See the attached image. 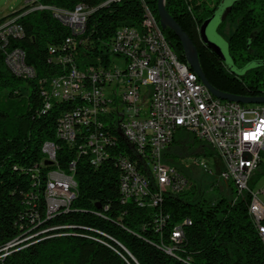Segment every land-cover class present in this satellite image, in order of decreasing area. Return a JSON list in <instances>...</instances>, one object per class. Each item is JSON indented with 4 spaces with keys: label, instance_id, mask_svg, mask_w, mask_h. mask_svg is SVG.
Returning <instances> with one entry per match:
<instances>
[{
    "label": "trees",
    "instance_id": "trees-1",
    "mask_svg": "<svg viewBox=\"0 0 264 264\" xmlns=\"http://www.w3.org/2000/svg\"><path fill=\"white\" fill-rule=\"evenodd\" d=\"M108 1H36L68 10L79 3L91 8L85 31L75 36V59L82 70L108 61V44L118 28H141L144 5L160 24L158 0ZM189 3L191 0H165V7L194 42L208 81L223 92L263 95L264 0H235L218 25L220 31L228 24L234 26L228 49L235 64L258 62L243 75L234 72L201 40L199 27L213 16L217 5L204 6L196 17L189 10ZM14 16H19L17 21L25 35L11 38L8 47L24 50L26 63L34 67L36 76L14 74L0 51V264H264V242L248 211V199L234 201L232 185L231 196L222 195L216 202L201 199L192 203L182 198L189 195L183 190L166 193L157 206L143 207V201L130 199H123L122 203L120 174L115 164L121 149L112 151L99 166H93L88 154H78L79 141L73 146L56 134L59 116L70 104L56 101L46 112L42 111L41 86L65 69L49 61V48L74 36L71 29L51 10L31 9L29 4L1 17L0 23ZM162 32L177 57L187 62L176 32L170 27L162 28ZM105 120L109 121L106 117ZM177 132L164 154L170 165H174L177 155L189 153L178 145ZM47 140L59 146L56 164L45 160L42 145ZM207 147L203 154L216 156ZM73 160L78 195L62 207L64 210L48 217V174L54 168L68 171ZM262 176L264 151L250 188ZM246 195L249 197L248 192ZM157 214L168 215L162 226L154 220ZM187 218L192 222L183 225L182 241L175 255L160 248L159 244L171 242L173 229Z\"/></svg>",
    "mask_w": 264,
    "mask_h": 264
},
{
    "label": "built area",
    "instance_id": "built-area-1",
    "mask_svg": "<svg viewBox=\"0 0 264 264\" xmlns=\"http://www.w3.org/2000/svg\"><path fill=\"white\" fill-rule=\"evenodd\" d=\"M36 1L28 0L27 4L31 9L51 10L74 35L49 48V61L65 69L40 88L43 112L56 101L70 104L57 121L58 138L73 146L79 141L78 154H88L93 166H99L112 151L121 149L115 164L120 174L122 203L123 199L140 200L143 207L159 205L166 193L188 189L187 177L164 160L176 132L185 131L205 141L222 164L220 177L234 188V201L248 199V211L264 242V183L250 188L264 151V134L256 141L242 138L244 132L254 130L255 124L264 120V103L243 104L216 97L189 64L177 57L146 5L141 28H118L108 44V61L82 70L75 59V36L86 29L92 13L89 6L79 3L68 10ZM18 17L0 23V51L14 74L34 78L36 71L26 63L24 50L8 47L11 38L25 35ZM148 86L150 90L143 91ZM58 148L56 142L45 141V160L56 164ZM74 162L68 171L54 168L48 174V217L64 210L61 200L73 201L78 195ZM195 162L213 173L204 160ZM167 218L168 215L157 214L154 220L162 226ZM191 222L187 218L176 225L171 242L158 246L175 255L182 241L183 225Z\"/></svg>",
    "mask_w": 264,
    "mask_h": 264
},
{
    "label": "rangeland",
    "instance_id": "rangeland-1",
    "mask_svg": "<svg viewBox=\"0 0 264 264\" xmlns=\"http://www.w3.org/2000/svg\"><path fill=\"white\" fill-rule=\"evenodd\" d=\"M234 0H191L189 3L190 12L198 17L203 11L204 6L212 8L217 5V9L206 29V34L210 41L218 44L224 54V63L228 65L238 75L245 74L249 69L258 65L256 61L249 62L243 66L235 64L230 51L228 49V38L233 31L234 26H229L223 30L218 29L219 23L226 17L227 7ZM28 3V0H0V17L9 13L15 12ZM198 6V7H197ZM149 91L150 86L143 88V91ZM106 93H110V90L105 89ZM27 91L24 89L23 94ZM178 145L184 146L189 150V153L184 156L177 155L173 164L187 177L189 185L187 191L188 196H183L184 200H188L192 203H196L201 199H206L212 202H216L222 195L226 197L231 196L230 185L220 177L221 162L217 156L203 154L204 149H207L208 145L205 141H196L194 136L187 134L184 131H178L177 135ZM200 160H204L209 168L213 170V173L206 172L199 166ZM264 183V176L259 180V185ZM30 238V236L28 237Z\"/></svg>",
    "mask_w": 264,
    "mask_h": 264
},
{
    "label": "water",
    "instance_id": "water-1",
    "mask_svg": "<svg viewBox=\"0 0 264 264\" xmlns=\"http://www.w3.org/2000/svg\"><path fill=\"white\" fill-rule=\"evenodd\" d=\"M235 1V0H234ZM233 1V2H234ZM232 2V3H233ZM229 4L227 7V11L232 5ZM158 14L160 17V25L163 29L166 27L172 28L176 34L179 36L183 47L185 51V56L187 63L189 66L196 72L200 80L210 89V91L218 98L223 100H229V101H236L243 104H251V103H264V94L263 95H257V96H246V95H236L231 94L227 92H223L217 88H215L206 78L204 71L201 67L199 56H198V50L194 44V42L191 40L189 35L186 31L183 30V28L179 25V23L169 14L165 7V0H158ZM214 16V14H213ZM209 17L204 20L202 25L199 27L200 31V37L202 42L212 51H214L217 55H219L224 60V54L218 46V44L210 41L206 34L207 26L209 25L210 21L212 20V17ZM258 63V62H257ZM264 63V62H263ZM47 163H51V161L46 160Z\"/></svg>",
    "mask_w": 264,
    "mask_h": 264
},
{
    "label": "clouds",
    "instance_id": "clouds-1",
    "mask_svg": "<svg viewBox=\"0 0 264 264\" xmlns=\"http://www.w3.org/2000/svg\"><path fill=\"white\" fill-rule=\"evenodd\" d=\"M262 134H264V120L258 121L255 124L254 130L244 132L242 138L246 141H256Z\"/></svg>",
    "mask_w": 264,
    "mask_h": 264
},
{
    "label": "bare ground",
    "instance_id": "bare-ground-1",
    "mask_svg": "<svg viewBox=\"0 0 264 264\" xmlns=\"http://www.w3.org/2000/svg\"><path fill=\"white\" fill-rule=\"evenodd\" d=\"M89 12H91V8L89 7ZM70 200H61V208L66 207L69 204Z\"/></svg>",
    "mask_w": 264,
    "mask_h": 264
},
{
    "label": "crops",
    "instance_id": "crops-1",
    "mask_svg": "<svg viewBox=\"0 0 264 264\" xmlns=\"http://www.w3.org/2000/svg\"><path fill=\"white\" fill-rule=\"evenodd\" d=\"M10 14V13H9ZM5 16V15H4ZM3 17V16H2ZM1 18V17H0ZM227 185H229V184H227Z\"/></svg>",
    "mask_w": 264,
    "mask_h": 264
},
{
    "label": "snow or ice",
    "instance_id": "snow-or-ice-1",
    "mask_svg": "<svg viewBox=\"0 0 264 264\" xmlns=\"http://www.w3.org/2000/svg\"><path fill=\"white\" fill-rule=\"evenodd\" d=\"M247 136V134H245Z\"/></svg>",
    "mask_w": 264,
    "mask_h": 264
}]
</instances>
